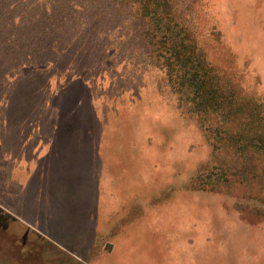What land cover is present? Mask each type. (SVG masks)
I'll use <instances>...</instances> for the list:
<instances>
[{"label":"rangeland","instance_id":"rangeland-1","mask_svg":"<svg viewBox=\"0 0 264 264\" xmlns=\"http://www.w3.org/2000/svg\"><path fill=\"white\" fill-rule=\"evenodd\" d=\"M177 3L229 86L264 104V0ZM116 59L0 79V264H264V171L200 186L216 157L210 127L159 89L158 68L133 100L131 66ZM82 100L96 115L90 140L56 131L61 101Z\"/></svg>","mask_w":264,"mask_h":264},{"label":"trees","instance_id":"trees-1","mask_svg":"<svg viewBox=\"0 0 264 264\" xmlns=\"http://www.w3.org/2000/svg\"><path fill=\"white\" fill-rule=\"evenodd\" d=\"M188 9L177 0H0V79L12 68L21 69L17 79L48 66L87 74L119 58L131 66L134 100L142 77L158 68L159 89L210 127L216 157L198 171L197 183L210 192L250 183L259 167L264 171V104L241 98L207 59ZM76 102L55 109L56 131L83 129L93 139L96 115Z\"/></svg>","mask_w":264,"mask_h":264},{"label":"crops","instance_id":"crops-1","mask_svg":"<svg viewBox=\"0 0 264 264\" xmlns=\"http://www.w3.org/2000/svg\"><path fill=\"white\" fill-rule=\"evenodd\" d=\"M5 229L8 230L6 222L0 220V240L2 241L0 242V245H2V250H7V248L3 247V244L6 243V240H7V236L4 231Z\"/></svg>","mask_w":264,"mask_h":264}]
</instances>
